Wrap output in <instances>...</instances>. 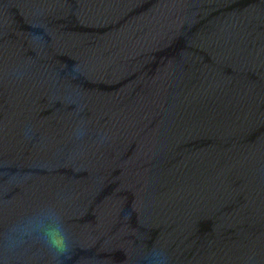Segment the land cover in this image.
<instances>
[{
	"label": "water",
	"instance_id": "obj_1",
	"mask_svg": "<svg viewBox=\"0 0 264 264\" xmlns=\"http://www.w3.org/2000/svg\"><path fill=\"white\" fill-rule=\"evenodd\" d=\"M48 208L62 264H264V0H0V264Z\"/></svg>",
	"mask_w": 264,
	"mask_h": 264
},
{
	"label": "clouds",
	"instance_id": "obj_2",
	"mask_svg": "<svg viewBox=\"0 0 264 264\" xmlns=\"http://www.w3.org/2000/svg\"><path fill=\"white\" fill-rule=\"evenodd\" d=\"M50 221V223H46ZM12 232L19 242L38 238L58 260L65 258L70 250V241L59 214L52 208L42 210L15 225ZM146 264H166V257L160 251L153 250L146 259Z\"/></svg>",
	"mask_w": 264,
	"mask_h": 264
}]
</instances>
